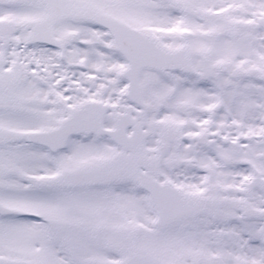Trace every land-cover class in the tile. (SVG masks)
Here are the masks:
<instances>
[{"label":"snow or ice","instance_id":"1","mask_svg":"<svg viewBox=\"0 0 264 264\" xmlns=\"http://www.w3.org/2000/svg\"><path fill=\"white\" fill-rule=\"evenodd\" d=\"M0 264H264V0H0Z\"/></svg>","mask_w":264,"mask_h":264}]
</instances>
